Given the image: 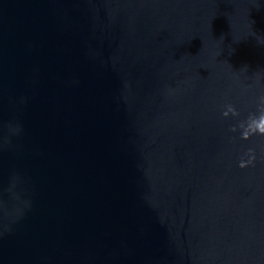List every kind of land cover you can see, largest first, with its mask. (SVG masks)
Segmentation results:
<instances>
[{
  "label": "water",
  "instance_id": "1",
  "mask_svg": "<svg viewBox=\"0 0 264 264\" xmlns=\"http://www.w3.org/2000/svg\"><path fill=\"white\" fill-rule=\"evenodd\" d=\"M0 264H264V0H0Z\"/></svg>",
  "mask_w": 264,
  "mask_h": 264
}]
</instances>
